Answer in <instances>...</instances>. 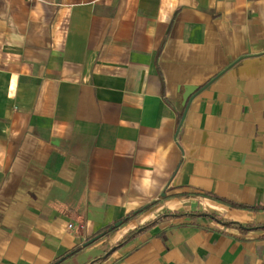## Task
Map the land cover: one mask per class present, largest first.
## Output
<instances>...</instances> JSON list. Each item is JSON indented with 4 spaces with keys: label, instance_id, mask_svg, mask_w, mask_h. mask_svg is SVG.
<instances>
[{
    "label": "crops",
    "instance_id": "crops-1",
    "mask_svg": "<svg viewBox=\"0 0 264 264\" xmlns=\"http://www.w3.org/2000/svg\"><path fill=\"white\" fill-rule=\"evenodd\" d=\"M223 200L264 207V0H0V264H264L191 216L116 248L264 225Z\"/></svg>",
    "mask_w": 264,
    "mask_h": 264
},
{
    "label": "trees",
    "instance_id": "trees-1",
    "mask_svg": "<svg viewBox=\"0 0 264 264\" xmlns=\"http://www.w3.org/2000/svg\"><path fill=\"white\" fill-rule=\"evenodd\" d=\"M223 201L226 202L233 209H248V210H252V211H259V210H263L264 211V207H261V206L253 207V206H247V205H240V204L234 203L232 201H227V200H223ZM136 216H137V214H132L131 216H129L128 218H126L124 220V223L128 222L131 218L136 217ZM185 216H191V217H195V218L211 219V220H214V221L222 224L226 228L239 229V230L242 231V233H248V232L253 231V230L264 229V225H256V226L242 225L240 223L227 220V219H225V218H223L221 216H218V215H215V214H211V213H206V212L190 213V214H185V213L164 214L162 217H159L156 220L148 222V223L144 224L143 226H141V227L135 229L134 231H132L127 236V238L125 240H123L121 243H119L117 245L116 248L117 249L121 248L122 246H124L128 242L134 240L135 238L139 237L140 235L144 234L145 232L155 228L160 222H162L167 217L182 218V217H185ZM106 230L109 231V228H107ZM80 250H81V248H77V249L73 250L72 252L64 255L62 258L57 260L55 262V264H58L59 262H62V260H65V259L69 258L70 256H73V255L77 254ZM105 256H106V254L100 260L104 259Z\"/></svg>",
    "mask_w": 264,
    "mask_h": 264
},
{
    "label": "water",
    "instance_id": "water-1",
    "mask_svg": "<svg viewBox=\"0 0 264 264\" xmlns=\"http://www.w3.org/2000/svg\"><path fill=\"white\" fill-rule=\"evenodd\" d=\"M193 90H194L193 87H189V88H187V91H188V92H187V94L185 95V101L188 100V97H189V95L192 93ZM122 224H123V221H120V222L114 224L112 227L109 228V231H111L113 228H118V227H120ZM104 234H105V232L102 233V234H100V235H97V236L93 237L92 239L88 240V241L84 244V246H87V245H90V244L94 243V242L97 241L100 237H102ZM62 261H63V260H62Z\"/></svg>",
    "mask_w": 264,
    "mask_h": 264
},
{
    "label": "built area",
    "instance_id": "built-area-1",
    "mask_svg": "<svg viewBox=\"0 0 264 264\" xmlns=\"http://www.w3.org/2000/svg\"><path fill=\"white\" fill-rule=\"evenodd\" d=\"M69 230H70L71 232L74 231V227H73V225H69Z\"/></svg>",
    "mask_w": 264,
    "mask_h": 264
}]
</instances>
